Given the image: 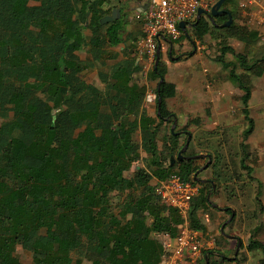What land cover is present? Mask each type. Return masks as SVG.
I'll return each mask as SVG.
<instances>
[{
  "label": "trees",
  "instance_id": "1",
  "mask_svg": "<svg viewBox=\"0 0 264 264\" xmlns=\"http://www.w3.org/2000/svg\"><path fill=\"white\" fill-rule=\"evenodd\" d=\"M109 1L0 0V118L5 119L0 122V264H24L15 249L25 241L31 242L29 264H72V254L74 264L82 258L90 264H159L165 256L159 237H174L179 220L174 209L158 202L151 179L162 180L172 173L198 184L188 217L192 228L204 230L197 212L212 205L210 197L221 177L216 168L220 157L208 152L213 160L204 167H211L215 188L196 180L200 166L199 157H191L195 152L173 162L170 155L175 151L164 139L165 162L156 136L161 124L173 120L166 100L175 96L176 86L164 78L160 52L151 70L157 80L155 115L141 108L146 86L133 76L138 70L136 57L129 53L110 67L106 62L108 49L124 41L121 19L100 22L110 10L104 7ZM237 5L238 0L221 4L231 14L229 26H221L225 12L211 20L200 15L190 27L193 38L187 29L180 36L202 41L216 31L221 38H236L243 44L242 51H233L234 61L224 59L226 45L216 60L241 91L246 126L238 143L239 167L252 178V166L246 162L254 130L248 75H262L264 52L249 56V46L258 36L236 23ZM83 47L88 52L84 60L78 53ZM95 61L105 67L97 71L103 88L81 79L82 66ZM136 128L140 145L132 138ZM139 147L148 154L145 164L127 176L125 172L141 156ZM123 193L120 201L112 202V194ZM258 197L257 191L259 203ZM258 228L251 229L245 247L264 254V242L255 237ZM239 246L243 247L241 241ZM210 250L202 249L196 264H205V256L211 264ZM240 259L229 260L240 264ZM258 264H264V256Z\"/></svg>",
  "mask_w": 264,
  "mask_h": 264
},
{
  "label": "rangeland",
  "instance_id": "2",
  "mask_svg": "<svg viewBox=\"0 0 264 264\" xmlns=\"http://www.w3.org/2000/svg\"><path fill=\"white\" fill-rule=\"evenodd\" d=\"M237 9L236 23L244 24L251 30L257 28L256 25L249 22V17L242 13L239 5H237ZM187 31L192 36L191 28L187 29ZM213 33L206 34L203 40L198 42L190 40L186 35L180 36L179 39L175 40L172 43L173 56L183 54L184 57L180 60H169L167 53L169 43L168 41H161V69L164 70V78L172 81L176 86L175 96L167 99L166 105L173 113V116H175L176 122L174 124L173 122L161 124L157 132L156 144L159 151H164L162 156L167 163L168 154H166L167 150L163 145L165 139L166 143L173 147L175 151V153L171 154L174 162L178 150L186 139V134L182 133V130H186L191 137L187 148L182 152L184 156H190L192 152H195V154H208L210 152L219 155L220 162L216 168L221 172V177L219 185L216 186L217 191L214 194H220L223 198L226 196L228 201H232L240 211H243L244 216L239 218V231L235 234L237 237L238 235L243 237L242 239L240 238V241L243 242L248 237H246L247 233L250 232L248 229L254 226L253 222L255 223L256 220V223L261 224V227L255 225L259 227L257 232L264 233V222L261 220L264 217V205L261 202L264 201V185H262L264 184V133L260 135L254 132L250 135V139L248 138L250 157L246 159V162L252 166V178H250L246 169L239 167L240 151L238 143L241 138V131L246 126V121L241 112L242 104L239 100L241 91L228 78L226 68H223L221 63L216 60V57L220 54L221 46L226 45L228 47L224 51V59L233 61L235 60L233 51H242L244 46L236 38H221L218 36V32L214 31ZM249 49V56H252L253 53L259 56L264 52V30L259 32V40L252 43ZM123 50L124 47L122 45L108 49L106 54L108 66L115 62L113 53L119 54ZM190 52H193V54L187 55ZM78 53L79 57L84 60L88 54L87 48L83 47ZM119 55L121 56V54ZM137 62L138 70L133 73V76L146 86L147 94L141 106L148 114L154 116V91L157 80L151 76L153 61L144 57ZM100 68L104 69L105 67H101L97 61L88 67L84 64L82 66L81 79L84 82H91L97 87L103 88L97 78V71ZM248 77L252 86L251 98L248 104L249 115L254 119L256 128L258 127L259 130L264 129V72L261 77L251 73ZM173 116L172 118H174ZM3 120L5 119L0 118V122ZM172 125L173 130L171 131ZM175 133H177V136H174ZM132 138L135 143L140 145L141 140L138 128L135 129ZM139 150L141 156L138 160L132 162L125 175L130 176L137 167L144 166V157L146 158L148 154L141 147H139ZM212 160L213 158L210 157V162ZM206 161V157H199L197 165L201 169H198V172L199 175L211 178V167L204 168ZM152 179L151 182L154 184L155 178L153 177ZM258 183H261V186H258ZM257 191L259 192V203L256 202L255 198ZM124 193L112 194V202L120 201L124 197ZM215 198L211 197V200L213 201ZM207 228H209V224ZM207 233L206 237H213L211 232L208 231ZM262 238L264 239V234ZM30 244V241H25L18 244L15 249V254L24 264L31 262V254L28 250ZM215 246L216 244L212 246L213 248L209 247L206 249H215ZM241 248L240 246L237 248L239 255H241ZM200 255L202 257V252ZM263 256L264 254L259 250L249 251L247 257L240 256V264H258V260ZM74 259V254H72V264H74ZM245 260L246 262L243 263ZM80 264H90V261L82 258ZM199 264H202V262H199ZM217 264H222V262H217Z\"/></svg>",
  "mask_w": 264,
  "mask_h": 264
},
{
  "label": "built area",
  "instance_id": "3",
  "mask_svg": "<svg viewBox=\"0 0 264 264\" xmlns=\"http://www.w3.org/2000/svg\"><path fill=\"white\" fill-rule=\"evenodd\" d=\"M216 0H148L142 19L143 34L138 36L134 49L138 56L154 61L155 53L163 40H177L182 30L179 21L191 23L200 7L209 11ZM242 13L257 29L264 27V0H238ZM198 184L181 180L170 174L155 180L153 192L158 202L176 211L177 232L174 237L162 234L159 239L165 256L159 264H196L202 249L213 246V239H206L201 230L192 228L188 211L191 198L198 192Z\"/></svg>",
  "mask_w": 264,
  "mask_h": 264
},
{
  "label": "crops",
  "instance_id": "4",
  "mask_svg": "<svg viewBox=\"0 0 264 264\" xmlns=\"http://www.w3.org/2000/svg\"><path fill=\"white\" fill-rule=\"evenodd\" d=\"M147 3H148V0H110L108 3L104 4L105 8L108 7L110 9L106 14H109L111 9L115 7H119L121 11L120 15L118 18H115V19H121L122 22L124 23V31H123L124 33L122 35L124 41L119 43L116 46H113V48L118 47L119 45L120 46L122 45L125 51L123 50V52L119 53L121 54V56L117 53H113V58H114L113 60L119 61V60L125 59L129 55V53L132 56H136V59H135L136 63H138L137 62L138 60L143 59V57H140L136 54L135 49H134L135 48L134 43L137 37L143 34L144 20L142 19V17H143L144 11L147 8ZM187 25H189L188 28H187ZM190 27H192L190 23L185 24V29H189ZM261 30H264V27ZM261 30H258L257 28L252 29V31L258 36L257 41L259 40V32ZM163 41H168V40H163ZM196 41L198 42L199 40L196 39ZM161 46L162 45L160 44V48ZM119 48L123 49L122 47H119ZM171 49H172V43L171 44L169 43V49L167 50L168 57H169L168 59L175 60V57L178 55L171 56L170 55ZM179 56H180V59L184 57L183 54ZM261 76H258V77H261ZM146 97H147V94L145 95V98ZM254 132H257L258 134L263 135L264 129L259 130L258 127L256 128V126H254V130L252 133ZM252 133L250 135H252ZM195 177L198 182L208 183V184L210 183L212 188H215V185L213 184L211 178L205 177L202 175L195 176ZM219 180L217 182V185H219ZM207 197L209 198V194L207 195ZM211 197H216V198L215 200L212 201ZM211 197H210V201L212 205L207 209V211L197 212L199 219L204 224V230H202L204 232V233L202 232L204 237L206 239L212 238L214 240L213 245L215 244L217 240L220 241V243H216V246L214 247L215 249L210 250L211 252L209 255L212 261L211 264H217V262H222V264H235V261H231L229 259L234 258L236 256H239V257L248 256L249 251L246 249L245 245L251 236V229L254 228L255 225H258V226L260 225L259 227H261V224L256 223L257 220L255 219L256 224L253 222L254 226H251L250 229H248L250 230V232H248L246 235V237L248 236L247 239L242 242L243 247L240 250L241 255H237L238 253L237 248L240 243V238L242 239L243 237L241 236L239 237V235L237 237V235L235 234H237V232L239 231V225H240L239 218L243 217L244 213L242 210L240 211L239 208H237V206L234 205L232 201H228L226 196L223 198L220 196V194H212ZM261 202L264 205V201H261ZM227 208H229V212L226 211ZM233 215H234V218H232ZM261 220L262 222H264V217L261 218ZM208 224H209V228H207ZM222 224H224L225 227L224 228L222 227L221 229ZM208 231L212 233L213 237L205 236L208 234L207 233ZM263 234L264 233L257 232L255 237L264 242V239L262 238ZM223 253H227V254L223 255ZM223 256L227 258H223ZM207 261H208V258H207ZM245 262L246 260L243 261V263Z\"/></svg>",
  "mask_w": 264,
  "mask_h": 264
},
{
  "label": "water",
  "instance_id": "5",
  "mask_svg": "<svg viewBox=\"0 0 264 264\" xmlns=\"http://www.w3.org/2000/svg\"><path fill=\"white\" fill-rule=\"evenodd\" d=\"M223 1H224V0H216V1L214 2V4L211 6V8H210L209 11H205V10H203L202 8L199 7V8L197 9V12H196V18H195V20L192 21V22L190 23L191 26H194V25L196 24V22L198 21L200 15H206V16L211 20L213 16L219 15V14H221V13H223V12H225V13L227 14V19H226L223 23H221V26H229L230 23H231L232 17H231V14H230V12H229L228 10L221 8V4H222ZM120 12H121V11H120V8H119V7H115V8H113V9H111V11H110L109 14L104 15V16L100 19V22H101V23H105V22H107V21H110V20H113V19H115V18H118L119 15H120ZM185 24H186L185 21H179V22H178V26H179V28H180L184 33H187V32H186V29H185ZM168 42L171 44L170 40H168ZM159 53H160V45H159V46L157 47V49H156L155 60H154V69H155V67H156V65H157V62H158V60H159ZM162 80H163V77H160V78H159V82H161ZM160 102H161V99H160V97H158V99H157V112H158V110H159ZM172 122H173V124L176 122V118H175V116H174ZM170 130H171V131L173 130V125L171 126ZM190 137H191L190 133H189V132H186V139H185V141H184V144L182 145V147L178 150V152H177V154H176V157H177L178 159L189 158V156H184V155L182 154V152L187 148L188 143H189V140H190ZM191 157H192V158H197V157H207L206 164H207L208 162H210V155L207 154V153H199V154H195V155H193V156H191ZM170 158L173 159L172 155H170ZM206 164H205V165H206ZM196 172H197V171H196ZM196 172H195V174H194L195 176H196ZM223 225H224V224L221 225V229H222ZM205 264H208V263H207V258H205Z\"/></svg>",
  "mask_w": 264,
  "mask_h": 264
},
{
  "label": "flooded vegetation",
  "instance_id": "6",
  "mask_svg": "<svg viewBox=\"0 0 264 264\" xmlns=\"http://www.w3.org/2000/svg\"><path fill=\"white\" fill-rule=\"evenodd\" d=\"M172 121H173V120H172ZM186 132H187L186 130H182V133L186 134ZM205 258H206V256H205ZM205 258H204V259H205Z\"/></svg>",
  "mask_w": 264,
  "mask_h": 264
}]
</instances>
